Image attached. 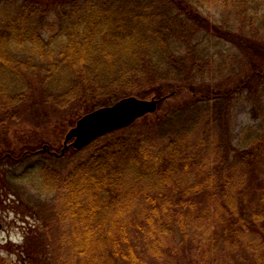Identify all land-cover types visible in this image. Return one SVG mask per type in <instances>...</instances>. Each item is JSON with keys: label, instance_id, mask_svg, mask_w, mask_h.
I'll return each mask as SVG.
<instances>
[{"label": "trees", "instance_id": "trees-1", "mask_svg": "<svg viewBox=\"0 0 264 264\" xmlns=\"http://www.w3.org/2000/svg\"><path fill=\"white\" fill-rule=\"evenodd\" d=\"M213 6L237 17L214 19ZM129 95L163 99L81 149L60 154L46 142L59 155L42 152L41 140L0 151V164L13 165L0 169V192L24 202L26 216L44 214L48 230L60 227L55 264L182 253L213 264L223 252L264 264V0H0V127L24 110L35 121L81 105L80 116ZM247 103L261 122L236 131L232 111ZM243 164L256 178L240 186L249 205L239 212L230 196L229 209L215 200ZM129 185L146 202L133 219L143 250L124 223ZM36 231L28 241L47 247Z\"/></svg>", "mask_w": 264, "mask_h": 264}, {"label": "rangeland", "instance_id": "rangeland-1", "mask_svg": "<svg viewBox=\"0 0 264 264\" xmlns=\"http://www.w3.org/2000/svg\"><path fill=\"white\" fill-rule=\"evenodd\" d=\"M209 13L214 17V19H218L219 21L230 20L233 18L235 19L237 17L233 12L227 14L220 7L216 6H213ZM220 47L225 51L231 50L227 44ZM218 58L223 57L218 56ZM81 109V105H76L74 110H69L64 114L52 110L50 116H43L41 119L35 121L31 120V117L28 114L29 111L24 110L21 115L22 118L20 117L21 119L17 121H11L8 124L0 127V151L14 150L19 152L24 145H38L41 140H45L44 143L41 144V148L44 144H46V142L55 147H59L61 145L63 146L67 132L73 125H75L78 118L84 114L81 113L80 116L76 115V112L81 111ZM251 109L252 105H249L248 103L246 106L244 104H240L234 108L232 111V122L236 131L242 130L244 128L257 127V125L260 124L261 119L258 117H253V112ZM75 116L77 117L75 118ZM141 120L142 119H140V121ZM12 166V162L5 161V163L0 164V169L2 167L10 168ZM56 166L60 165L57 164ZM243 166L244 164L235 165L232 170L233 176L229 178V191H226L223 195L217 197L215 200L218 203L224 204L225 208L229 209L228 207L230 204L227 203V200L230 196V199L235 202L233 209L235 207V209L239 212L243 208V203L246 206L249 205V203H246V200L243 202L242 197H240V186L241 188H245L246 183H249L256 178L251 177L246 166ZM23 167L24 166L21 165L17 168L21 170ZM263 170L264 169H259V173H261ZM261 182L264 183V180L262 179ZM251 184L254 185V183ZM24 186L28 187L29 183L25 184ZM145 189L148 191L154 190L152 185L146 186ZM122 190L121 196L123 201L127 199L126 191H132L134 194V189L132 190L130 185L128 187H123ZM151 193L153 192L151 191ZM142 194L143 193L137 195L134 194V199L131 201L133 202L132 208L123 217L125 219L124 223H127L126 229L131 237L134 236V241L136 243H140V240L144 241V237L136 233L137 227H135L133 223L134 220H140L139 218L141 215L139 212L144 205L146 206V202L143 200ZM245 194L247 195L246 197L248 202L251 204L254 202L257 203V200L254 199L255 195L251 193L248 186ZM136 197L138 198L136 199ZM23 205L24 202H18L17 198L11 192L7 190L0 192V264H33L32 260L30 259L31 256L33 258L34 264H37V262L38 264H55V256L57 255V249L60 244V227L53 226L50 230H48L43 224L45 215H37L36 217L32 215L26 216L24 214L25 208ZM261 207L263 208L264 205ZM35 226L37 227L36 229ZM32 228L35 231L38 229L36 232L37 234L40 233V238L43 237L45 239L47 247H45L44 244H39V246L42 248L40 249L37 243L32 244L31 241H28L26 232L30 231ZM257 233L258 232H255L254 235L257 236ZM22 245H26L27 253H29L30 256L27 253L22 255L21 252L25 250H23ZM43 248H46L47 257L45 254H41ZM140 249H144L143 242L140 243ZM234 253L236 252H233L232 254ZM182 255H185V258L173 256L172 258L166 259L162 262L152 261L150 264H203L197 261L195 258L192 259V256L189 253H182ZM219 258L220 259L218 262L213 264H236L237 262L235 260L232 262L229 261L230 257H228L227 253L225 252H223ZM117 264H123V262H118Z\"/></svg>", "mask_w": 264, "mask_h": 264}, {"label": "water", "instance_id": "water-1", "mask_svg": "<svg viewBox=\"0 0 264 264\" xmlns=\"http://www.w3.org/2000/svg\"><path fill=\"white\" fill-rule=\"evenodd\" d=\"M160 101V98L130 95L84 114L67 132L61 154L70 147L81 149L100 136L130 126L146 114L156 112ZM47 150L48 145L41 149L43 152Z\"/></svg>", "mask_w": 264, "mask_h": 264}]
</instances>
